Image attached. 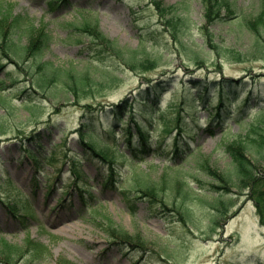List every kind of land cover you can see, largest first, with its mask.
<instances>
[{"label": "rangeland", "instance_id": "rangeland-1", "mask_svg": "<svg viewBox=\"0 0 264 264\" xmlns=\"http://www.w3.org/2000/svg\"><path fill=\"white\" fill-rule=\"evenodd\" d=\"M160 1L174 5L175 13H160L153 0H68L58 10L50 0H0V19L9 31L18 23L28 31L10 37L8 45L24 47L29 31L47 32L50 41L38 53L42 61L92 72L90 89L76 100L60 82L50 89L33 86L36 55L19 69L0 53V94L11 105L7 111L0 105V249L38 242L45 252L21 255L12 264H58L61 257L77 264H264V226L251 191L219 186L232 169L226 145L237 137L264 140L257 113L264 105L260 0H230L237 11L213 10L211 19L209 0ZM92 17L125 52L136 50L139 61L158 64L131 69L114 54L96 56L95 45L73 27ZM148 82L164 88L156 104L144 102L147 90L140 89ZM198 82L203 89L195 87ZM129 95L136 108L123 117L135 116L148 134L153 147L145 154L125 147L126 121L113 131L108 124L117 117L99 109ZM221 98L229 109L220 115ZM86 113L115 159L86 153L76 132ZM29 148H40L39 158L26 153ZM260 163L262 171L264 158ZM141 180H151L157 196L138 192ZM218 199L232 204L216 222L212 205ZM21 202L32 211L23 214ZM103 217L136 241H115L98 226Z\"/></svg>", "mask_w": 264, "mask_h": 264}, {"label": "trees", "instance_id": "trees-1", "mask_svg": "<svg viewBox=\"0 0 264 264\" xmlns=\"http://www.w3.org/2000/svg\"><path fill=\"white\" fill-rule=\"evenodd\" d=\"M65 1L66 0H64V2ZM153 2L154 4H156L157 8L160 10L161 13L165 11L168 13H175V6H165L160 0H153ZM207 2V16L210 19L215 17L213 14V10H216V13H219L221 9H226L228 11L234 12L229 0H209ZM260 9V12L257 14V20H260L264 13V0H262V5ZM220 15L221 14L217 15L216 17ZM249 20L250 19L245 20V23L248 26L250 24V22H248ZM73 27L76 28L78 31L80 29V34L86 35L89 38L90 43L95 45L96 50L94 52L96 56L99 54L102 55L103 53L114 54L132 69L138 68L139 66L144 67L147 64H158V62H155L151 59H143L142 61H139L136 56V50H130L125 52L116 40L108 37L100 29L99 24L95 20H84L79 26L74 25ZM29 28L30 27L28 26L27 29ZM10 31L11 33L13 32L11 35H15L16 33L19 34L28 32L25 30V28L20 27V25L18 24H13ZM10 31L9 28L4 23H2V20L0 19V39L2 40V43H5V49L14 52V54L18 57V61L25 60L27 56L36 55V66L41 72V74L33 80V83L37 87L53 88L54 83L60 82L66 94H74L78 99H82L84 97V94L87 93V91L90 89V86L92 85V72L90 68L78 71L75 69V66L68 67L65 65H55L51 61H42L39 56L37 58V54L41 52L45 45L50 41L49 35L46 32H41L40 34H38V36H36L37 34L32 35V31H29L30 39L27 46L24 48H14V46H16L14 43H11V46L7 44L8 39H10ZM0 103H2L3 105L4 103H7L3 96H0ZM128 103L129 98L127 97L118 105H114L112 109L115 113H120L124 109V107L128 105ZM260 111L263 112V110ZM0 126L2 127L1 131H3V124L1 122ZM90 128L91 127L88 120L82 122V128L80 129L81 141L86 146V149L90 151H97L96 153L101 154L103 158L109 157L110 153L107 147L96 146V143L93 138V136L95 137V135ZM262 129L259 134L261 136H264V130ZM85 131L89 134H86ZM128 131L131 132V130ZM255 131L258 130L256 129ZM85 135H88V137ZM27 138L29 139V137ZM226 150L231 156L232 169L230 175L227 173L225 177L221 176L222 180L225 181L226 185L222 184L219 186L224 188L229 187L228 185L232 184L235 185V187L251 189L252 193L254 194L253 197L257 203L258 211L261 216V221L264 223V174L259 176V173H264V168L262 169V171L259 170V168L261 167V158H264V152H262L264 151V140H259L258 138L253 139V141H246V139H236L226 146ZM28 151L36 156V152H34V150ZM254 151H256V157L252 158L250 157L249 152ZM122 154L126 157L125 153ZM113 158H115L114 155ZM206 169H209V167H207ZM213 173L214 175H216V172ZM171 182H173V184L175 185V182H177V180H171ZM139 185L142 192L150 196H157V191L151 184V180H142L141 184ZM257 187L261 189H258ZM162 201L164 202V200ZM231 203L232 202L230 201L226 202L224 199H218L215 204L212 205L216 213H218L216 222L220 221L219 219L225 214L228 206L231 205ZM178 212L182 213V218L184 220H189V216L185 215V212H181L180 210H178ZM98 224V226L102 227L110 235V237L116 238L115 241H136L135 237H132V235L128 231L124 230L121 227H117L110 217H103V219H99ZM4 244H6V242ZM1 248L2 249H0V253L4 254V257L0 256V261L5 264H12V262L19 258L21 255L27 258L33 256L32 254H36L39 257L45 255V252L43 250V244L38 242H27L24 246H20L18 244H6L5 248ZM58 264L77 263L70 259L61 257L58 259Z\"/></svg>", "mask_w": 264, "mask_h": 264}]
</instances>
